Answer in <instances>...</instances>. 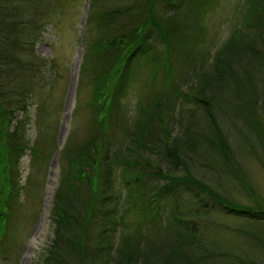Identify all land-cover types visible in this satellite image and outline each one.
Returning <instances> with one entry per match:
<instances>
[{
  "label": "trees",
  "instance_id": "1",
  "mask_svg": "<svg viewBox=\"0 0 264 264\" xmlns=\"http://www.w3.org/2000/svg\"><path fill=\"white\" fill-rule=\"evenodd\" d=\"M93 1L91 5L89 1L91 18L88 16L84 27L90 24L95 8L100 34L82 56L81 65V69H89L87 82L92 92L91 107L96 116L103 114L101 121L106 122L109 130L112 126L114 130L127 132L132 138L126 156L122 158L112 157V154L110 157L113 132L108 135L99 131L89 142L84 140L81 145L67 149L70 155L65 164L61 163L67 171L58 180L51 208L55 240L43 264L64 260L62 256L75 260L73 263L65 260L64 264H211L215 257L223 254V249L221 244L209 241L203 234L204 226H213L215 222L205 221L202 226L199 214L220 208V211L233 212L249 223L264 222V198L239 168L233 148L216 121L212 105L222 93H228L234 100L233 105L228 103L221 112L224 115L231 110L236 121H242L247 130L242 134L245 144L264 167V0L241 1L238 24L232 27L231 34L209 59L204 56L209 52H201L202 58H195L194 52H199L197 49L206 43L202 19L219 0H137L127 5L124 11L111 10L114 8L104 0L100 4V0ZM49 2L0 0V258L4 260L7 259L6 233L11 222L18 219L24 189L16 166L30 149L26 139L30 119L27 122L26 114L30 100L36 103L37 89L47 95L51 84L46 90V84L38 81L39 64L34 66L32 61L22 62L13 50L3 48L1 43L8 36L7 29L17 34V28L22 22L25 24L24 21L32 24L39 17L47 20ZM103 5L107 9L103 10ZM31 8L35 12L28 14ZM121 13L123 15L117 19ZM154 40L160 47L173 42L176 47V50H171L175 51L173 67L178 65L179 74L187 68L186 65L189 67L205 58L199 67L208 66L211 71L198 76L195 73L198 82L195 94L183 93L179 85H188L187 78H173L167 61L155 53V57L151 55V41ZM16 44L14 39L10 48L15 45L17 49ZM140 62L146 64L144 67L153 82L147 85V102L144 100L142 103L141 97L139 99L141 114L135 126L131 127L125 119L126 112L120 100L129 91L134 72L142 65ZM27 73H32L28 82ZM31 82L37 89L32 88ZM48 101L37 100L34 121L39 127L43 125L45 109L50 105ZM222 102L220 100L218 106ZM178 105L188 110L189 118L179 125L180 131L175 133L169 123L177 120L174 109ZM227 105L225 103L224 106ZM199 112H204L206 121L198 123L201 118ZM17 113L21 114L19 119L15 118ZM135 158L150 170L147 177L155 179L146 197L139 186L132 190L143 200H135L134 207H139L145 218V210L149 208L155 217L152 219V233L148 234L155 237L152 241H143L137 234L125 235L123 219L121 223L117 219L121 229L115 246L111 231L117 202L113 197L112 163L121 161L128 170L129 165L138 162ZM196 165L210 166L216 171L217 174L209 175L211 185L225 181L219 176L221 174L229 178L230 183L241 188L246 204H233L216 193L202 180V176L197 175L201 173ZM127 173L125 168L123 178ZM124 181L126 185L131 184L127 178ZM179 186L191 191L195 198L192 203L195 204L173 202V197L169 196ZM82 187H87L91 193L86 203L82 202ZM207 199L217 208L208 207ZM167 200L170 213L164 217L161 210ZM91 230L96 232L89 234ZM244 238L251 239V235L247 232ZM76 255L78 258L74 259ZM230 258L236 263L242 262L234 253ZM250 264L256 262L250 261Z\"/></svg>",
  "mask_w": 264,
  "mask_h": 264
},
{
  "label": "rangeland",
  "instance_id": "2",
  "mask_svg": "<svg viewBox=\"0 0 264 264\" xmlns=\"http://www.w3.org/2000/svg\"><path fill=\"white\" fill-rule=\"evenodd\" d=\"M49 1L47 20L41 19L38 14H35L34 16L39 17V19H35V23L28 24L27 21H24L25 24H23L22 22L19 25L20 27L17 28V34H12L13 32L7 29L6 35L8 36L1 43L3 48L13 50L12 52L22 62L32 61V65L34 66L39 64L40 74L38 81L40 80L46 84V90H48L50 84L51 87L46 95L43 90L36 88L34 82H31L33 84L32 88L39 91L35 95L36 103L37 100L44 103L45 101L49 103L48 100H50V105L45 109L47 112L43 117L44 122L39 127L34 121V114L36 115L37 109L36 103L30 100L29 109L26 114L27 122L30 119L27 126L26 138L28 148L30 149L20 158L16 166L17 172L20 175V184L24 185V189L21 192V203L17 214L18 219H14L11 222L6 233L8 237L6 247L7 259L0 258V264H43L46 256H48V250L52 247L55 240V225L51 215L53 195L59 178L67 171V167L63 165L67 162L66 158L70 155L67 151L68 148L73 145L79 146L84 140L89 142L93 139V136L98 135L99 131L102 134L108 135H110V132H113L110 157L112 154V157L118 156L122 158L126 156L127 148L132 138V136L127 135V132L125 133L120 129L114 130L111 128L112 126L109 130L106 122L102 123L101 121L103 114L96 116V111H93L91 107L92 92L87 82L89 69L85 68L83 70L81 69V65L83 64L82 56L91 44H95L97 35L100 34L97 22L98 17L94 14L95 8L92 11L90 24L87 25V28L84 27L89 16V1L90 5L94 1ZM135 1L137 0H104L105 3L114 8L111 10L119 11L126 10L125 7L132 5ZM241 1L219 0L212 9L208 10L201 23L205 32L203 35L206 38V43L202 48L197 49L199 52H194L195 58H202L201 52H209V55H204L209 59L214 55L220 44L231 34L232 27L238 24ZM100 3L101 0L98 4ZM103 7V10L107 9L104 5ZM28 12V14H33L35 10L31 8L28 9ZM122 15V13L117 15V19ZM8 18L12 19L9 16ZM84 29L86 33H84ZM14 39L17 41V49H15V45L10 48V42H14ZM151 43L153 45L151 46V55L155 57V53L158 58L161 57V60L167 61V66L173 71V78L177 76L187 78L188 85H179L180 90L187 95L189 93L190 95L195 94V88L198 87L195 73L198 76L205 71H211L208 66L201 69L199 67V63H202L205 58L190 64L189 67L186 65L187 68L179 74L178 65H176V68L173 67L175 65V62H173L175 51L171 52V50H176L173 42L167 45L164 44L161 47L155 40L151 41ZM162 47L163 51H161ZM145 65L142 63L139 66V70L138 67L136 68L133 81L128 88L129 91L120 100V103L123 105L122 108L126 112L125 119L131 127L135 126V122H137L141 114L138 108L139 99L141 97L142 103H144V100L147 102V85L153 82L151 76L149 78V71L144 67ZM81 71L83 72V77H81ZM30 74L32 73L26 74V82L29 81ZM158 75L161 74L158 73ZM38 81L35 80V82ZM46 97H48L47 100ZM220 100L221 102L223 100V102L221 106H218ZM225 103L226 105L228 103L233 105L234 103V100L228 93L219 94L215 98V104L212 105L213 112L215 111L217 118L216 121L219 128L226 134L225 136L233 148L234 157L239 163V168L246 174L250 184L256 189L257 193L264 198V167L262 166V162L257 159L255 154L250 152L245 144L246 140H244L242 134L247 133V130L242 121H236L235 116L230 112L231 110L224 115L221 112L222 107H228V105L224 106ZM97 109L95 108V110ZM187 111V109L180 108L179 105L175 107L174 115L177 120L169 123L171 129L175 130V133L180 131L179 125L189 118ZM202 111L204 110H200V112ZM200 112L198 114H200L199 117L201 118L198 123L207 119L204 112ZM20 116L21 114L17 113L15 118L19 119ZM248 137L253 141L250 135ZM97 141L100 142V139ZM149 156L154 158V160L156 159L151 154ZM114 159L117 160V158ZM136 159L135 161L139 160ZM209 164L210 162H208ZM163 167L165 169V166ZM196 167L201 173L197 175L202 176V180L212 187L216 193L218 192L233 204H246L241 188L230 183L229 178L218 174L225 181H222L221 184L215 182L218 185L213 183L211 185L210 176L217 174L216 171H213L210 166L196 165ZM125 168L128 173L123 178L122 171ZM129 168L127 170V167L121 161H118L116 164L112 163L113 197L117 202L115 207V224H113L111 231V234H114L112 242L115 243V246L118 243L117 240L120 237L119 231L121 229L117 225V219H120V223L121 219H123V231L125 235L137 234L143 241H152L155 237V235L151 237L148 235L152 233L151 230L154 225L152 219H155V217L150 214V209L147 207V209L145 208L146 218L143 213L139 212V207H134L137 201L143 200L139 194H134L132 191L139 186L144 190L146 197L149 194L147 190L152 189L151 183L155 184V179L147 177V173L150 170L145 168L141 164V161L135 162L134 165H129ZM126 178L131 184H125L124 179L126 180ZM81 190L83 196L82 202L86 203L91 196L90 190L87 187H82ZM128 193L130 194L128 195ZM169 197H173V202H191V204H195L192 203L195 202V198L191 191L183 186L176 187ZM82 202L79 204H82ZM164 203L166 204L161 211L165 213L164 217H167L170 213L168 209L170 204H168V200L164 201ZM207 203L208 207L216 205L209 199H207ZM219 209L210 213L199 214L200 216L198 217L202 226L205 221L215 222L213 226L204 224L205 229L203 234L209 241L214 240L215 244H221L223 249V254L218 258L215 257V260H212L211 264H247V262L250 264V261H254L256 264H264V222L249 223L245 219L237 217L233 212H227V210L220 211ZM94 232L96 231L92 232L91 230L89 234ZM247 232L251 235V239L244 238ZM253 237L256 240L254 239L253 241ZM232 253L239 257V262H242L236 263L235 260L233 261L230 258ZM62 257L64 260L53 261L52 264H58V262L59 264H64L65 260L70 263L75 261H71L70 257ZM77 258L78 256L76 255L74 259Z\"/></svg>",
  "mask_w": 264,
  "mask_h": 264
}]
</instances>
